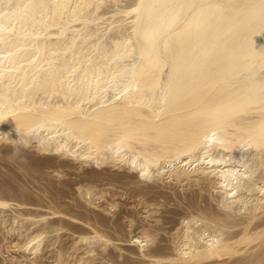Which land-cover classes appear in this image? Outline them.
I'll return each instance as SVG.
<instances>
[{"label": "bare ground", "instance_id": "obj_1", "mask_svg": "<svg viewBox=\"0 0 264 264\" xmlns=\"http://www.w3.org/2000/svg\"><path fill=\"white\" fill-rule=\"evenodd\" d=\"M252 2L0 0V264H264Z\"/></svg>", "mask_w": 264, "mask_h": 264}, {"label": "snow or ice", "instance_id": "obj_2", "mask_svg": "<svg viewBox=\"0 0 264 264\" xmlns=\"http://www.w3.org/2000/svg\"><path fill=\"white\" fill-rule=\"evenodd\" d=\"M154 6V5H153ZM244 7H252V8H258L259 9V13H260V17L262 20H264V0H253V2L251 4H246L244 5ZM215 135V134H213Z\"/></svg>", "mask_w": 264, "mask_h": 264}]
</instances>
